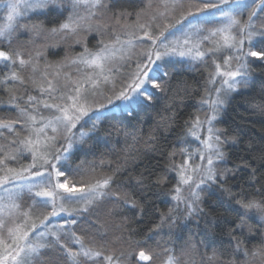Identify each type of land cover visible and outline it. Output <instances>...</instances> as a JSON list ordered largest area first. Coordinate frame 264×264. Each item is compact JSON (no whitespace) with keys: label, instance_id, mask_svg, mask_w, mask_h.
<instances>
[{"label":"trees","instance_id":"trees-1","mask_svg":"<svg viewBox=\"0 0 264 264\" xmlns=\"http://www.w3.org/2000/svg\"><path fill=\"white\" fill-rule=\"evenodd\" d=\"M147 1L103 0L102 18L117 28L134 19L143 24L168 2L150 10ZM72 6L71 0H52L32 17L47 32L38 44L26 33L0 40V49L11 57L0 61V122L15 124L13 133L4 131L0 148L29 135L27 115L43 113L52 102L46 99V83L35 76L36 59L58 69L83 59L94 39H113L90 33L80 41L68 31L50 39L49 31L65 23ZM210 16L204 21L184 18L175 26L193 23L192 32L199 21L206 30L221 25L219 17ZM248 49L258 54L252 56L249 82L234 93L216 122L224 142L219 178L200 187L192 210L177 200V187L185 152L199 145L189 126L204 106L208 59H164L163 71H155L156 86L147 89L144 99L129 110L102 113L91 118L92 125L84 121L75 127V134L81 129L83 135L71 140L73 147L59 165V180L70 186L105 184L85 210L69 218L73 233L101 255L72 256L69 248L75 245L62 238L35 253L32 264H105L106 256L124 264H264V37ZM76 67L81 76L90 74L81 64ZM102 87L101 94L107 93L106 84ZM33 200L23 194L21 207Z\"/></svg>","mask_w":264,"mask_h":264},{"label":"rangeland","instance_id":"rangeland-1","mask_svg":"<svg viewBox=\"0 0 264 264\" xmlns=\"http://www.w3.org/2000/svg\"><path fill=\"white\" fill-rule=\"evenodd\" d=\"M51 1L0 0V40L26 33L34 43L41 42L47 32L32 17L44 11ZM102 1L71 0V14L48 35L55 39V34L68 31L80 41H85L90 33H97L102 39L111 34L113 39H94L93 48L84 53L83 59L58 69L36 59L35 76L46 83V99L52 102L44 106L43 113L34 110L27 115L29 135L12 141L10 148H0V264H32L35 253L51 240L62 242V238L75 245L69 248L72 256L101 255L73 233L69 218L85 210L102 193L105 184L70 186L59 180V165L73 147L71 140L83 135L81 129L75 134V127L84 121L87 126L92 125L102 113L129 110L144 99L147 89L156 86L155 71H163L164 59H208L210 70L204 106L189 126L191 138L199 145L185 152L177 200L192 210L200 187L219 178L217 165L224 154V142L216 122L234 93L249 82L252 56L258 54L248 47L264 37V0H167L147 22L141 24V19H134L118 28L102 18ZM162 1L148 0L146 5L154 10ZM208 15L209 19L219 17L221 25L206 30L199 21L192 32L193 23L175 26L184 18L202 20ZM10 58L0 49V61ZM77 63L84 70H91L90 74L81 76ZM103 84L108 87L105 94H101ZM14 128L13 123L0 122V138L7 136L4 131L13 133ZM52 150L53 155L48 156ZM23 194L34 199L26 209L21 207ZM139 257L144 259L146 255L141 253ZM103 258L105 264H124L109 256Z\"/></svg>","mask_w":264,"mask_h":264}]
</instances>
